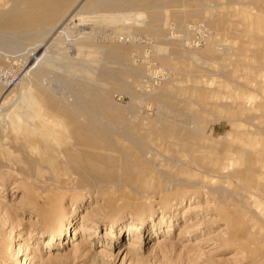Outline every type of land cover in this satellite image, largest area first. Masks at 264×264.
I'll use <instances>...</instances> for the list:
<instances>
[{
    "label": "rangeland",
    "instance_id": "1",
    "mask_svg": "<svg viewBox=\"0 0 264 264\" xmlns=\"http://www.w3.org/2000/svg\"><path fill=\"white\" fill-rule=\"evenodd\" d=\"M0 264H264V0H0Z\"/></svg>",
    "mask_w": 264,
    "mask_h": 264
},
{
    "label": "bare ground",
    "instance_id": "2",
    "mask_svg": "<svg viewBox=\"0 0 264 264\" xmlns=\"http://www.w3.org/2000/svg\"><path fill=\"white\" fill-rule=\"evenodd\" d=\"M33 188H34V187H33ZM55 208H57V207H55ZM52 209H53V207H52ZM144 221H145V220H143L141 223H143ZM80 227H81V226H80ZM81 228H82V227H81ZM76 230H77V229H76ZM136 230H137V229H136ZM140 230L145 231V225H143V227H142L141 229H138L137 232L140 231ZM80 231H82V230H80ZM55 232L58 233L59 230H56ZM17 256H19V255H17Z\"/></svg>",
    "mask_w": 264,
    "mask_h": 264
}]
</instances>
